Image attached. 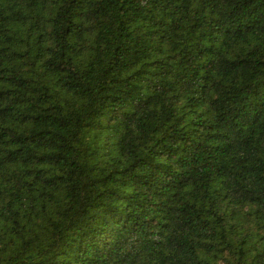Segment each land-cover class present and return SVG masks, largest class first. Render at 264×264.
Here are the masks:
<instances>
[{
  "label": "clouds",
  "instance_id": "1",
  "mask_svg": "<svg viewBox=\"0 0 264 264\" xmlns=\"http://www.w3.org/2000/svg\"><path fill=\"white\" fill-rule=\"evenodd\" d=\"M0 264H264V0H0Z\"/></svg>",
  "mask_w": 264,
  "mask_h": 264
}]
</instances>
